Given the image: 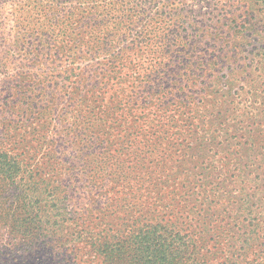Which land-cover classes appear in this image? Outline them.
Wrapping results in <instances>:
<instances>
[{
  "label": "rangeland",
  "instance_id": "374dc122",
  "mask_svg": "<svg viewBox=\"0 0 264 264\" xmlns=\"http://www.w3.org/2000/svg\"><path fill=\"white\" fill-rule=\"evenodd\" d=\"M62 2L0 0V139L34 169L19 204L0 180V264H130L157 223L181 264H264L261 4Z\"/></svg>",
  "mask_w": 264,
  "mask_h": 264
},
{
  "label": "trees",
  "instance_id": "16d2710c",
  "mask_svg": "<svg viewBox=\"0 0 264 264\" xmlns=\"http://www.w3.org/2000/svg\"><path fill=\"white\" fill-rule=\"evenodd\" d=\"M257 1L261 4L260 10L264 12V0ZM53 2H57V5L63 4L62 0H53ZM123 4L125 1L119 5L123 6ZM124 9L125 7H119V11ZM24 154L21 148L13 147L9 140L0 139V180L8 186L11 191L10 196L15 197L13 204L16 202L19 204L20 198L26 191L34 190L31 180L34 169L22 156ZM188 241L187 235L157 223L143 226L132 232L130 240L126 241L122 250H124L123 253H129L130 264H181L179 259L192 248ZM11 249L10 244L0 242V256ZM2 260L4 261V258Z\"/></svg>",
  "mask_w": 264,
  "mask_h": 264
}]
</instances>
